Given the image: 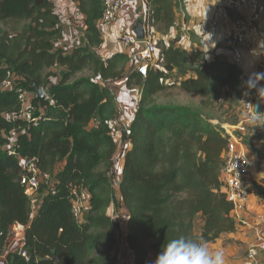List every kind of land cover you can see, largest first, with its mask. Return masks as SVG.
Listing matches in <instances>:
<instances>
[{"label": "trees", "instance_id": "1", "mask_svg": "<svg viewBox=\"0 0 264 264\" xmlns=\"http://www.w3.org/2000/svg\"><path fill=\"white\" fill-rule=\"evenodd\" d=\"M56 1L0 0V85L9 73L14 77L11 90L0 88V247L15 224L24 225L22 250L29 257L27 261L16 251L3 264H117L116 226L107 216L111 205L128 218L126 243L133 264H146L148 251L158 257L174 239L207 245L236 232L240 225L231 217L233 205L221 178L231 140L224 125L239 123L242 94L264 105V61L255 77L238 82L234 72L222 77L218 92L202 52L165 42L156 62L162 68L154 64L142 77L125 53L99 58L101 0H60L77 3L85 18V36L72 48L64 44ZM147 4L151 33L176 29L179 0ZM198 62L202 65L188 68ZM56 68L62 71L56 73ZM87 71L95 78L80 76ZM173 73L184 78V91L202 99H224L236 117L233 122L215 124L191 107L159 104L155 97ZM124 79L127 86H140L141 92L119 141L113 128L118 109L111 83ZM34 82L49 96L39 105L31 100L38 125L8 122L6 114L21 107L19 91L34 94ZM96 119L99 127L93 129ZM10 150L14 156H9ZM117 155L122 163L118 191L112 184ZM26 158H36L38 168L56 178L55 195L44 197L32 220L20 184L21 161ZM81 190L89 195L91 210L79 226L72 204L74 192ZM250 192L264 198L256 185Z\"/></svg>", "mask_w": 264, "mask_h": 264}, {"label": "built area", "instance_id": "2", "mask_svg": "<svg viewBox=\"0 0 264 264\" xmlns=\"http://www.w3.org/2000/svg\"><path fill=\"white\" fill-rule=\"evenodd\" d=\"M132 0H101L102 17L97 22V28L100 32L110 29L118 20L120 10L123 5ZM221 7L218 14L202 28V34L211 41L216 40L221 28L225 31V39L229 44L230 54L234 64H239L248 55L252 58L264 60V35H259L258 20L264 14V6L260 0H220ZM247 7L250 10L248 17H237V12ZM157 38L151 33L149 26H146V38L139 42L134 34H122L119 37L124 48L140 46L132 56L131 67L142 77H146L149 67L153 65L157 53ZM14 77L8 74L7 79L3 81L0 88L4 91L13 88ZM19 100L21 107L16 113L6 114L8 122L20 121L28 125L37 126L38 118L35 115V108L31 106L30 94L26 91H19ZM224 99L221 100L223 102ZM53 104V101H51ZM243 120L251 122L257 118L255 113V104L252 96H243L241 98ZM120 112L113 122L114 127H119ZM226 134L230 136V145L224 155V167L222 170L223 191L226 194L228 202L233 205V211L242 214L246 211L251 197L250 187L247 177L249 173L257 168V163L250 159L247 150L238 145L239 134L246 132L245 125L225 126ZM9 156H14V150L9 151ZM120 161V157H119ZM22 174L20 184L24 188L25 196L30 203L32 220L38 211L44 197L47 194L55 195L56 178L54 174L41 171L37 166L36 158H26L21 161ZM116 164V163H115ZM112 175V184L115 189L119 184L118 178ZM116 178V179H115ZM90 197L84 191L74 192L72 215L79 226L85 223L87 215L90 213ZM114 225L120 222H127V217L122 214H116L114 206L111 205L107 210ZM26 226L15 224L7 236L3 247H0V264H3L7 255L16 251H22L21 256L27 261L29 257L27 252L23 251L24 233ZM118 230H116L117 234ZM118 235V234H117ZM264 253V232L248 247L243 264H259V256Z\"/></svg>", "mask_w": 264, "mask_h": 264}, {"label": "crops", "instance_id": "3", "mask_svg": "<svg viewBox=\"0 0 264 264\" xmlns=\"http://www.w3.org/2000/svg\"><path fill=\"white\" fill-rule=\"evenodd\" d=\"M183 2L185 7L182 4ZM260 2L264 6V0H260ZM61 5V9L57 6L56 9L62 17V28L65 37L64 44L69 48L78 47L80 45V39L85 36V18L77 3L62 1ZM179 6L178 11L180 15H178L177 11V24L176 29L173 31L175 32L181 29L185 40L189 41L191 35L195 34L201 25L202 28L218 14L221 2L220 0H182ZM147 11V0H132L124 4L120 10L117 22L110 29L103 32V45L101 47L103 55L97 51L98 56L107 59L114 53H125L131 59L132 65V56L140 46L124 48L119 37L125 33L134 34L133 30L140 20L145 21L146 27ZM249 15L250 10L247 7L240 9L236 14L237 17H248ZM179 26H182V28ZM258 29L261 35H264V14L258 20ZM176 39L175 37L173 41ZM175 42L177 46L182 48L188 46L187 44V46H183L181 41ZM212 51L215 54H222L223 57L231 62L230 49L225 39V31L223 28L220 29L216 40H214ZM261 61V59L259 60L245 55L244 60L239 65L240 71L246 77H255ZM111 84L113 88V82ZM118 87L114 90V94L117 109L121 113L119 117L121 127L113 128L119 140L121 132L128 129L138 108L141 87L137 85L127 86L125 79ZM238 124L245 125L247 130L239 134L237 144L242 145L247 150L250 159L257 163V168L251 171L247 177L248 185L250 189L256 185L264 193V113L251 122H244L243 118H240ZM231 217L240 225L238 230L234 233L226 234L216 242L205 246L211 254H215L217 251L222 252L224 264H243L248 247L264 232V198L251 192L246 211L242 214L232 212ZM124 244L126 246H117V264H133V252L127 246L126 239L124 240ZM156 258L157 256L153 251H148L146 264H155ZM258 262L259 264H264V253L259 256Z\"/></svg>", "mask_w": 264, "mask_h": 264}, {"label": "rangeland", "instance_id": "4", "mask_svg": "<svg viewBox=\"0 0 264 264\" xmlns=\"http://www.w3.org/2000/svg\"><path fill=\"white\" fill-rule=\"evenodd\" d=\"M180 3L182 0H179ZM62 1L57 0L55 3V6H57L59 9L62 8ZM183 6L184 2L182 3ZM178 15H180L179 11H178ZM24 23L20 25V27H18V30H20L21 28L24 27ZM181 25V24H180ZM202 26V25H201ZM198 28L196 30V33L191 35V38L189 41L185 40L184 36L182 35L181 29L178 31H163L159 29H156L153 34L155 35V37L157 38V55L155 57V61L153 63V65L155 64L156 67L158 68H162L161 65H157L156 62H158V55L162 49V47L164 46L163 44L165 42L168 43H173L174 38L176 37L177 39L175 41L178 42H182L183 46H187L186 50H193V51H197V52H202L204 54V57L208 60L209 65H210V72H211V85L212 88L214 90H217L218 92L222 91V88L220 86V79L224 76H226L228 73L234 72L236 74V81H241L243 78H245L246 76L242 74V72L240 71L239 64H234L232 61V57L231 62H229L227 60V58L223 57L222 54H215L214 51H212V45L214 43V41L209 40L208 38H206L203 34H202V28ZM180 28H182V26H179ZM8 29V28H6ZM199 30V31H198ZM198 31V32H197ZM260 32V30H259ZM11 33L13 35H16L17 32H14L13 30L11 31ZM259 35H261V32L259 33ZM187 44V45H186ZM229 46V44H228ZM200 51H198V50ZM98 51L102 54L103 51H101V48L98 49ZM103 55V54H102ZM210 55H212L210 57ZM231 56V55H230ZM99 58L101 60H105L103 57ZM255 59H259V58H255ZM260 60V59H259ZM264 60L261 61V63ZM202 64L200 62L194 64V65H188V68L191 70L192 68L194 69L195 67H199ZM62 71V69L57 68L55 69L56 73H60ZM80 76H84V77H90V78H95L91 72L87 71L84 72L82 75ZM189 77V76H188ZM249 78V77H247ZM184 78H180V76H178L176 73L171 74V77L169 79H165L163 80V85H164V90L162 92H160L156 97V101L159 104H175V105H179V106H185V107H191L193 109L199 110L201 111L204 116L209 117L213 123L218 124V123H222V124H230L231 122H233V119H235L236 117H233V113L229 112V109L227 108V105L222 103L221 101H216L215 99H202L200 97H198L197 95L190 93V92H186L181 88V82ZM123 80L117 81V82H113L114 87L112 88V91L114 92V90H116L119 84H122ZM112 85V84H111ZM244 95L242 94V97ZM32 98L31 94L30 97ZM252 98L254 99V97L252 96ZM262 102L263 101L260 99L258 100L257 103ZM255 99H254V104H255ZM256 103V104H257ZM261 103V104H262ZM255 104V106H256ZM241 113V114H240ZM240 114V118H243V112H242V104L240 102V106L238 108V115ZM258 117V116H257ZM241 124H237V125H233V126H238ZM99 127V119H96L92 125L93 129H98ZM121 127V125L119 126ZM115 165H116V174L114 175L115 177L118 178V175L121 173L122 170V163L119 161V155H117V157L115 158ZM116 179V178H115ZM115 190H117V186L115 187ZM117 214V213H116ZM127 226H128V219L127 222H120L116 225V230H118L117 232V238H118V246H126L124 244V240L126 239V233H127ZM128 246V245H127Z\"/></svg>", "mask_w": 264, "mask_h": 264}, {"label": "clouds", "instance_id": "5", "mask_svg": "<svg viewBox=\"0 0 264 264\" xmlns=\"http://www.w3.org/2000/svg\"><path fill=\"white\" fill-rule=\"evenodd\" d=\"M31 96V100L35 99V93ZM155 264H224V258L222 252L211 254L204 244L181 237L166 245L156 258Z\"/></svg>", "mask_w": 264, "mask_h": 264}, {"label": "water", "instance_id": "6", "mask_svg": "<svg viewBox=\"0 0 264 264\" xmlns=\"http://www.w3.org/2000/svg\"><path fill=\"white\" fill-rule=\"evenodd\" d=\"M134 35L136 36L139 42H143L146 38V27L145 21L140 20L136 27L134 28ZM33 90L35 91V103L36 105L41 104L47 100L46 92L39 86L37 82L33 83L32 86ZM255 113L257 116L262 115L263 113V105L261 103H257L255 106Z\"/></svg>", "mask_w": 264, "mask_h": 264}, {"label": "flooded vegetation", "instance_id": "7", "mask_svg": "<svg viewBox=\"0 0 264 264\" xmlns=\"http://www.w3.org/2000/svg\"><path fill=\"white\" fill-rule=\"evenodd\" d=\"M203 27H204V26H203ZM203 27H202V28H203Z\"/></svg>", "mask_w": 264, "mask_h": 264}]
</instances>
